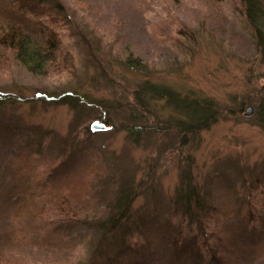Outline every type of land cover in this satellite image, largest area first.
Here are the masks:
<instances>
[{
	"label": "rangeland",
	"instance_id": "rangeland-1",
	"mask_svg": "<svg viewBox=\"0 0 264 264\" xmlns=\"http://www.w3.org/2000/svg\"><path fill=\"white\" fill-rule=\"evenodd\" d=\"M58 1L69 21L59 31L60 62L68 61L70 69L52 68L34 77L16 64L11 51H2L0 226L2 215L10 213V196L27 195L22 187L31 188L34 201L47 208L43 221L56 200L78 203L83 192L89 201L84 210L105 219L126 183L137 185L140 193L133 218L153 216L138 222V228L126 227L129 242L123 243L118 230L96 253L104 234L93 227H58L49 233L60 241L49 243L48 252L32 246L2 264H106L108 259L111 264H192L176 259L162 238L167 228L162 220L185 171L207 198L218 194L224 206L230 207L233 190L244 188L249 178L258 180L264 193V123L259 120L264 114V18L252 25L240 0ZM88 46L102 67L90 58ZM129 53L144 69L123 66ZM146 81L180 96L211 100L216 120L182 141L172 121L191 106L173 96L178 112L164 100L139 107L131 91ZM63 94L77 102L70 100L72 107L57 103ZM94 122L108 130L94 131ZM132 124L143 125L142 132L131 135ZM45 180L54 185L42 187ZM258 199L264 203L262 196ZM238 227L235 223L236 232ZM240 247L244 252L249 245L241 240ZM4 255L1 249V259ZM254 264H264V255Z\"/></svg>",
	"mask_w": 264,
	"mask_h": 264
},
{
	"label": "trees",
	"instance_id": "trees-1",
	"mask_svg": "<svg viewBox=\"0 0 264 264\" xmlns=\"http://www.w3.org/2000/svg\"><path fill=\"white\" fill-rule=\"evenodd\" d=\"M240 2L252 25L263 20L264 0H240ZM42 13L45 14V19L40 17ZM63 13L61 2L58 0H0V64L5 60L4 52L11 51L16 64L34 77L44 76L52 68L59 71L70 69L68 61L60 62L63 51L59 31L60 28L69 25ZM177 34L180 35L179 32ZM88 52L99 68L101 62L94 59L92 56L94 51L89 46ZM122 64L132 70H141L145 67L130 53L122 60ZM162 87L165 86L146 81L131 91L132 102L144 108L150 102L164 100L167 105L173 107L174 111H177V107L171 105V97L184 100L191 108L187 110L186 115L180 117V120L178 118L172 121L174 127L179 130L178 134L182 131V141L185 140L186 135L193 137L197 131L207 128L216 120L218 109L211 100L191 98L188 95L180 96L174 90L167 91ZM70 95H61L57 103L69 104L72 107L70 100L77 102V99ZM35 97L41 95L37 94ZM259 120L264 123V114ZM100 121L109 125L107 120L100 119ZM142 129L143 125L132 124L127 130L133 135L140 134ZM134 139L133 141L136 142L137 138ZM42 144L40 141L39 145ZM188 171L184 172L183 181L176 187L174 197L170 201L169 215L162 220L167 226L162 238L171 249L172 255L176 259L185 257L192 261V264L257 262V258L264 255V203L258 199L259 195L264 198V193L259 191L261 185L258 180L249 178V181H243L246 185L244 188L233 190L229 207L223 205L218 194L214 198L210 195L207 198L205 191L191 181L192 175ZM53 183L45 180L41 185L42 187L46 185L47 188L51 186L48 184L54 185ZM126 184L119 189L114 204L112 203L110 207V215L105 219L90 217V214L84 210L83 205L86 203L88 205L89 201L83 196V192L77 197L78 203L65 197L56 200L54 212L50 213L48 220L45 221L41 218L47 208L44 209L43 205L41 209L42 203L38 204L34 201L32 197L34 192L31 188L22 187L27 191V195H11L7 200V208L10 207L8 210L11 215L9 216L10 213L2 215L4 223L0 226V252L1 249L5 251L3 257L6 259L0 257V264L11 262L8 260L10 255L13 256L24 249L31 250L32 246L48 252L49 243L54 245L55 240L58 243L60 241L57 238L52 239L49 231H57V228L62 226L93 227L97 232L104 234L100 236L95 253L102 247L103 240H107V236H112L118 230L122 233L123 243L129 242V239L125 238V234L130 233L126 227L131 229L137 226L138 222L151 219L149 216L153 215L139 213L136 217L138 220L133 218V204L140 193L137 185ZM5 216L7 219L4 218ZM154 220L160 221L157 216ZM235 223L239 226L237 232L234 229ZM241 240L249 245L244 252H240ZM125 263L121 261L118 264ZM106 264H111L110 259ZM132 264H142V262H132Z\"/></svg>",
	"mask_w": 264,
	"mask_h": 264
},
{
	"label": "water",
	"instance_id": "water-1",
	"mask_svg": "<svg viewBox=\"0 0 264 264\" xmlns=\"http://www.w3.org/2000/svg\"><path fill=\"white\" fill-rule=\"evenodd\" d=\"M247 110H248V113L246 115H250L251 112H252V108L250 106L247 107ZM91 128L94 130V131H104L107 129V127L105 126V124L103 123H99V122H94L92 125H91Z\"/></svg>",
	"mask_w": 264,
	"mask_h": 264
}]
</instances>
